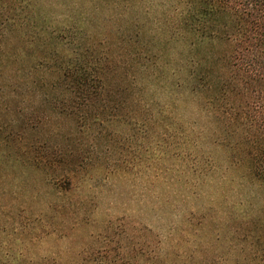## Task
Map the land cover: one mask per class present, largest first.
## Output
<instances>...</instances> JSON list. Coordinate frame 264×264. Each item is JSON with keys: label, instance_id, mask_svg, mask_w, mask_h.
<instances>
[{"label": "rangeland", "instance_id": "obj_1", "mask_svg": "<svg viewBox=\"0 0 264 264\" xmlns=\"http://www.w3.org/2000/svg\"><path fill=\"white\" fill-rule=\"evenodd\" d=\"M21 1L29 24L0 25V264H264V151L238 132L263 138L264 108L218 120L171 66L149 75L178 57L177 0ZM71 63L99 92L52 109Z\"/></svg>", "mask_w": 264, "mask_h": 264}, {"label": "trees", "instance_id": "obj_2", "mask_svg": "<svg viewBox=\"0 0 264 264\" xmlns=\"http://www.w3.org/2000/svg\"><path fill=\"white\" fill-rule=\"evenodd\" d=\"M22 3L21 0H0L1 27L14 26L18 21L32 19L34 11L31 13L28 9L22 10L25 7ZM177 3L180 5L177 9L178 14L169 23L174 32L169 33V29H166L163 48L178 44V47L175 46L178 48V57L166 54L167 65L160 73L153 70L149 75L164 81L170 80L167 70L172 67L178 86H184L191 94L199 95L196 103L201 109L208 110L210 107L215 114L213 107L216 106L218 113L222 112L215 114L218 120H222L219 116L225 115L226 106L233 113L234 120H237L234 123L238 124V119L241 118L238 115L240 109L250 104L248 99L241 100V97L243 99L247 95L256 101L259 108H264V0H177ZM59 32L60 30H53L54 38L58 43H63L61 40H65L67 33ZM215 43L222 47L211 54L200 56L203 44ZM52 54L58 56L59 52ZM188 54L192 55L193 59L183 64V60L186 59L182 57H187ZM76 65L71 63L68 67L61 64L58 75L48 82L51 90L55 91L54 96L45 99H52L49 102L52 109L56 110L58 103L68 105L76 102V98H80L82 92L87 101L98 94L97 90L91 92L86 90L89 87L90 73L81 75V68H77ZM0 78L6 83L4 76L0 75ZM14 79L10 78L6 85L18 84L19 80L11 82ZM96 79L101 83L100 78ZM67 86L71 90H68ZM70 93L76 94L72 100L69 97ZM240 131L239 136L243 137L242 141L247 147L245 149L251 157V163L257 167L256 156L258 154L261 156V152L264 151V137L262 138L259 132L251 135L248 130L247 132L245 129L238 130ZM45 157L47 158L44 161L38 163L51 166V156L43 153L41 158ZM71 182V178H67L63 186L66 187Z\"/></svg>", "mask_w": 264, "mask_h": 264}]
</instances>
